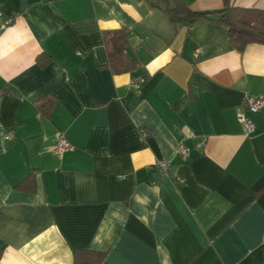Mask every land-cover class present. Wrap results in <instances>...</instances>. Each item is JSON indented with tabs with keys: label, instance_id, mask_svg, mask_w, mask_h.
Returning <instances> with one entry per match:
<instances>
[{
	"label": "crops",
	"instance_id": "1",
	"mask_svg": "<svg viewBox=\"0 0 264 264\" xmlns=\"http://www.w3.org/2000/svg\"><path fill=\"white\" fill-rule=\"evenodd\" d=\"M155 1L0 0L13 18L0 31V264H72L77 248L108 264H264V104H244L264 94V44L239 49L213 20L174 26ZM120 29L132 72L108 65L104 35Z\"/></svg>",
	"mask_w": 264,
	"mask_h": 264
},
{
	"label": "trees",
	"instance_id": "2",
	"mask_svg": "<svg viewBox=\"0 0 264 264\" xmlns=\"http://www.w3.org/2000/svg\"><path fill=\"white\" fill-rule=\"evenodd\" d=\"M224 7L219 10L195 11L190 9L184 0H156L151 2L159 7L174 23H187L199 19L216 21L227 28L230 41L239 49L248 43L264 44V9L257 7L230 6L223 0ZM129 32L120 29L106 32L104 43L108 53V65L114 73L132 72L136 67V60L130 58L125 49L128 44ZM47 96L37 100L42 114L49 103ZM72 264H108L105 253L96 250L77 248L73 252Z\"/></svg>",
	"mask_w": 264,
	"mask_h": 264
},
{
	"label": "built area",
	"instance_id": "3",
	"mask_svg": "<svg viewBox=\"0 0 264 264\" xmlns=\"http://www.w3.org/2000/svg\"><path fill=\"white\" fill-rule=\"evenodd\" d=\"M13 22L12 17H4L2 15V12L0 11V31L5 29L7 26H9ZM145 81L144 76H135L132 81L131 85L132 87L138 91L140 85ZM244 104L245 108L252 113H256L260 110L262 104H264V94L259 93L256 95H246L244 97ZM239 120L242 124V128L244 130V133L246 135H249L253 131V123L252 120L243 112L239 114ZM5 138L10 140L12 139V135L10 133L5 134ZM205 142L204 138L199 139L196 146L202 147ZM70 142L66 139V137L63 134H59L55 143L53 144L52 150L57 153L61 154L71 148ZM179 152L182 155L188 154V149L184 145L179 146ZM155 167L158 169L161 175H165L168 172L169 165L166 161L157 160L155 162Z\"/></svg>",
	"mask_w": 264,
	"mask_h": 264
}]
</instances>
